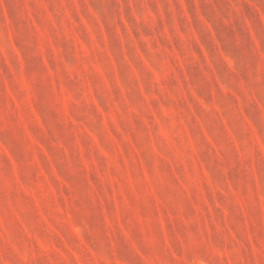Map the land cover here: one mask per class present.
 Here are the masks:
<instances>
[{
	"label": "rangeland",
	"instance_id": "374dc122",
	"mask_svg": "<svg viewBox=\"0 0 264 264\" xmlns=\"http://www.w3.org/2000/svg\"><path fill=\"white\" fill-rule=\"evenodd\" d=\"M0 264H264V0H0Z\"/></svg>",
	"mask_w": 264,
	"mask_h": 264
}]
</instances>
